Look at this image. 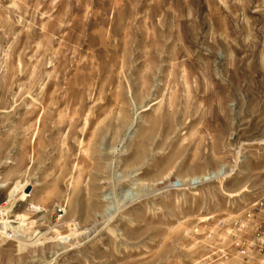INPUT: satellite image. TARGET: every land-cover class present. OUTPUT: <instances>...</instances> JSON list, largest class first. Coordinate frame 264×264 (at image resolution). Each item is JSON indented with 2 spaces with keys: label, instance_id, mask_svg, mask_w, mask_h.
Here are the masks:
<instances>
[{
  "label": "rangeland",
  "instance_id": "1",
  "mask_svg": "<svg viewBox=\"0 0 264 264\" xmlns=\"http://www.w3.org/2000/svg\"><path fill=\"white\" fill-rule=\"evenodd\" d=\"M263 198L264 0H0V264H264Z\"/></svg>",
  "mask_w": 264,
  "mask_h": 264
},
{
  "label": "built area",
  "instance_id": "2",
  "mask_svg": "<svg viewBox=\"0 0 264 264\" xmlns=\"http://www.w3.org/2000/svg\"><path fill=\"white\" fill-rule=\"evenodd\" d=\"M262 200L263 202H261V204H263L264 207V198ZM259 210H262V208H260ZM247 217L249 220H252V218H254V213L248 212ZM252 231H253L252 244L259 247V249L264 252V214L261 216L260 221H258V223H254L252 225Z\"/></svg>",
  "mask_w": 264,
  "mask_h": 264
},
{
  "label": "bare ground",
  "instance_id": "3",
  "mask_svg": "<svg viewBox=\"0 0 264 264\" xmlns=\"http://www.w3.org/2000/svg\"><path fill=\"white\" fill-rule=\"evenodd\" d=\"M28 194V193H27ZM30 209H37L38 211H39V206H37V205H31L30 206ZM17 228V226L16 227H14V229H16ZM2 236V235H1ZM39 238V237H38ZM24 239V238H23Z\"/></svg>",
  "mask_w": 264,
  "mask_h": 264
},
{
  "label": "water",
  "instance_id": "4",
  "mask_svg": "<svg viewBox=\"0 0 264 264\" xmlns=\"http://www.w3.org/2000/svg\"><path fill=\"white\" fill-rule=\"evenodd\" d=\"M31 191V188L30 187H27L26 188V193H29Z\"/></svg>",
  "mask_w": 264,
  "mask_h": 264
}]
</instances>
